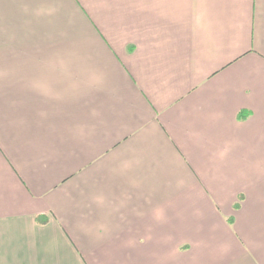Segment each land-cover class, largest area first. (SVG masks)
<instances>
[{
  "label": "crops",
  "instance_id": "crops-1",
  "mask_svg": "<svg viewBox=\"0 0 264 264\" xmlns=\"http://www.w3.org/2000/svg\"><path fill=\"white\" fill-rule=\"evenodd\" d=\"M0 264H264V0H0Z\"/></svg>",
  "mask_w": 264,
  "mask_h": 264
}]
</instances>
